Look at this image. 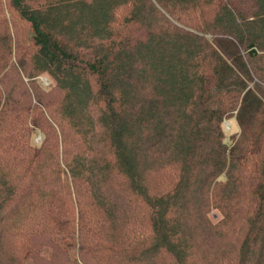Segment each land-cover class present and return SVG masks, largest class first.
Returning a JSON list of instances; mask_svg holds the SVG:
<instances>
[{"label":"trees","instance_id":"trees-1","mask_svg":"<svg viewBox=\"0 0 264 264\" xmlns=\"http://www.w3.org/2000/svg\"><path fill=\"white\" fill-rule=\"evenodd\" d=\"M0 264H264V0H0Z\"/></svg>","mask_w":264,"mask_h":264},{"label":"rangeland","instance_id":"rangeland-1","mask_svg":"<svg viewBox=\"0 0 264 264\" xmlns=\"http://www.w3.org/2000/svg\"><path fill=\"white\" fill-rule=\"evenodd\" d=\"M35 82L37 84V86L39 87V85H41L42 87H44L46 90L43 91V96L45 98V101L47 103H49L50 107L52 105H57V101L59 100V96H58V93L57 91H53L51 90L52 87V84H51V80L50 78L48 77V75H45V74H40L39 76H37L35 78ZM45 101H43V103H45ZM32 122V119L27 117V123L25 124V126L23 128H26L28 127L29 123ZM31 128H33V131H32V135H33V142L34 143H39V140H41V135H40V131L38 128H34L31 126ZM224 130L226 132V137L229 138L230 134L233 133L234 131L238 130V125H237V122L235 121L234 118H231L230 120L228 121H225V124H224ZM211 217L213 220H216L218 219L219 217V211H216L214 210L212 213H211Z\"/></svg>","mask_w":264,"mask_h":264}]
</instances>
